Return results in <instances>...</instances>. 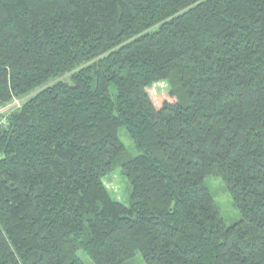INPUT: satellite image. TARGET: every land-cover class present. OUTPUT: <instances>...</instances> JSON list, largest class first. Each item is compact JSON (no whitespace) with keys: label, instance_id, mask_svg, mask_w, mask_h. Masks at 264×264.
I'll return each instance as SVG.
<instances>
[{"label":"trees","instance_id":"obj_1","mask_svg":"<svg viewBox=\"0 0 264 264\" xmlns=\"http://www.w3.org/2000/svg\"><path fill=\"white\" fill-rule=\"evenodd\" d=\"M14 97L0 264H264V0H0V106Z\"/></svg>","mask_w":264,"mask_h":264},{"label":"rangeland","instance_id":"obj_2","mask_svg":"<svg viewBox=\"0 0 264 264\" xmlns=\"http://www.w3.org/2000/svg\"><path fill=\"white\" fill-rule=\"evenodd\" d=\"M160 88H167L165 82H160L157 84ZM111 95L114 97L116 93V87L114 83L110 84ZM33 94L24 97L28 99ZM119 137L121 141L126 146L130 155L136 156L140 151L136 148L133 139L128 133L127 129L124 126H121L118 130ZM104 182L111 194L118 200H122L124 203H129V194H130V183L125 175L122 174L120 168L116 167L112 170L108 176L104 178ZM205 182L209 187L216 206L220 212L221 217L223 218L227 226L233 225L241 220L242 214L238 207L235 205L231 194L228 191L227 185L224 180L216 175H207L205 177ZM77 255L82 259L85 264H94L92 259L84 250H78ZM127 264H146L144 257L141 251L137 250L134 257L131 258Z\"/></svg>","mask_w":264,"mask_h":264},{"label":"built area","instance_id":"obj_3","mask_svg":"<svg viewBox=\"0 0 264 264\" xmlns=\"http://www.w3.org/2000/svg\"><path fill=\"white\" fill-rule=\"evenodd\" d=\"M24 102L22 98L14 97L10 102L0 106V129L7 126L10 116L22 108ZM3 153L0 150V160L3 158Z\"/></svg>","mask_w":264,"mask_h":264}]
</instances>
